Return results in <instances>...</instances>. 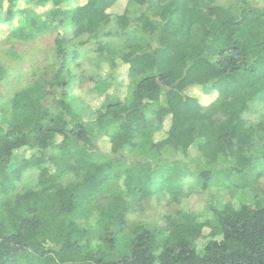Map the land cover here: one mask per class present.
Listing matches in <instances>:
<instances>
[{
	"label": "trees",
	"instance_id": "obj_1",
	"mask_svg": "<svg viewBox=\"0 0 264 264\" xmlns=\"http://www.w3.org/2000/svg\"><path fill=\"white\" fill-rule=\"evenodd\" d=\"M67 1L0 0V31L11 39L64 31L52 76L0 102V264H264V198L256 192L244 191L237 206H215L204 222L182 211L164 226L129 222L141 199L163 189L179 197L184 177L232 192L264 175V118L244 119L264 103V7L127 0L112 17L119 0L65 9ZM76 42L95 45L96 65L126 66L131 88L87 125L68 96ZM5 75L0 62V84ZM105 76L97 84L107 88L113 78ZM194 88L216 98L200 105L188 94ZM93 128L108 139L107 151L94 146ZM127 154L139 159L128 165ZM85 213L96 217L88 228L77 221ZM206 227L212 239L199 250Z\"/></svg>",
	"mask_w": 264,
	"mask_h": 264
},
{
	"label": "rangeland",
	"instance_id": "obj_2",
	"mask_svg": "<svg viewBox=\"0 0 264 264\" xmlns=\"http://www.w3.org/2000/svg\"><path fill=\"white\" fill-rule=\"evenodd\" d=\"M86 0H68L63 8L72 9L82 5ZM222 3L232 0H219ZM254 7H264V0H245ZM127 0H119L108 12L112 17L122 14ZM40 21H46L45 17H40ZM115 27L112 23L106 32H114ZM59 35H64L61 27L56 29H47L36 34L33 39L22 41L11 39L6 31H0V62L4 65L6 75L0 84V102L8 103L9 99L18 91L26 88L32 81L43 77L50 78L55 69V39ZM67 37H70V29L66 30ZM104 41H111V45L119 46V39L113 36H104ZM74 49L79 51L77 57H72L70 62L71 72L74 75V82L68 89V96L73 99V109L79 115L80 119L87 125L96 119L95 112L103 107L106 100L118 96L120 100H126L129 97L131 88L128 86L126 74L127 67L118 66L116 69L108 67L104 63L96 65L95 45L80 47L76 42ZM111 68V69H110ZM112 75L111 81L107 83V88L97 84L105 74ZM104 86V87H103ZM189 96L196 99L200 105H208L216 98V93H212L210 88H194L189 91ZM50 104V102H48ZM264 118V103L255 102L251 105L248 112L244 115L248 123H257ZM169 122L166 121L163 131H167ZM98 130L93 128L94 146L98 151H107L109 148L108 139L99 137ZM98 136V137H97ZM196 149L192 148L189 155L194 157ZM138 154H127L126 163L132 165L133 159ZM182 159L180 155H174L172 158ZM185 161L188 159L184 158ZM36 179V173H28L27 182H33ZM256 192L257 196L264 198V175L255 183H252L246 190L240 188L235 191L228 189H218L210 186L203 189L196 183L194 178L184 177L181 187V194L177 198L171 197L166 190L153 193L151 196L141 199L133 207L129 222L143 223L150 227H159L166 225L167 217L175 212L182 211L192 214L199 222H204L212 218V209L219 204L232 203L237 206L238 203L246 201L242 194L244 191ZM92 210V209H91ZM77 217L79 225L88 228L94 224L96 217L94 213H85ZM210 229L206 227L203 230L202 237L197 241V248L200 250L211 238Z\"/></svg>",
	"mask_w": 264,
	"mask_h": 264
}]
</instances>
